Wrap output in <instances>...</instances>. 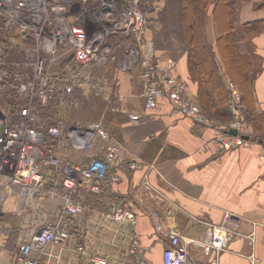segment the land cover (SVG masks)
Returning <instances> with one entry per match:
<instances>
[{
    "label": "crops",
    "instance_id": "obj_1",
    "mask_svg": "<svg viewBox=\"0 0 264 264\" xmlns=\"http://www.w3.org/2000/svg\"><path fill=\"white\" fill-rule=\"evenodd\" d=\"M153 1V9L149 7L147 11L155 21L148 26L146 37L154 43L157 61L171 62L174 75L186 85L187 95L212 123L180 114L163 98L156 109L144 113V85L137 75L125 74L112 63L91 68L92 78L108 84L105 98L86 93L90 97V113L103 124L109 136L106 141L94 140L97 158L103 159L109 143L119 144L123 158L156 168L158 172H149V180L167 199L141 186L144 171L119 168V181L104 185L98 193L89 192L88 181L79 180L84 212L74 218L69 241L64 245L49 244L41 259L46 264H92V256H103L108 264H133L129 244L136 237L148 264H162L163 250L170 242L156 231V225L160 224L188 242L191 264H204L214 253H206L192 240L203 237L204 222L227 221L234 231L233 238L219 253L218 264H264V149L259 143L264 137V32L250 30L248 38H236L238 52L245 56L239 57L242 81L238 83L224 75L226 44L217 40L219 33L228 29L226 21L223 18L214 22L212 6L208 9L203 34L215 52L213 63L218 76L224 77L223 87L229 91L228 84L233 83L242 95L241 89L247 86L252 91L250 104L256 117H263V121L256 120L257 129L244 119L250 131L246 146L221 149L215 145V138L231 122L232 110L227 102L226 115L213 116L204 111L198 93L205 84L189 75V43L181 34L180 0ZM261 1L243 2L231 27L236 29L264 19V10L255 8ZM170 31H175L177 37L171 36ZM166 41L167 47L163 46ZM86 94L76 92L75 97ZM242 105L246 108L245 102ZM130 113L138 114L139 118L132 121ZM57 146L60 164L56 178L60 183L62 167L67 162L80 164L84 156L65 139L61 138ZM1 182L4 184L3 178ZM17 192L16 186L7 188L0 214V264H14L20 245L32 238L60 205L59 200L46 197L24 202ZM123 201L128 202L137 216L134 229L113 222L109 216L110 209ZM78 245L85 248L86 255L78 254Z\"/></svg>",
    "mask_w": 264,
    "mask_h": 264
},
{
    "label": "built area",
    "instance_id": "obj_2",
    "mask_svg": "<svg viewBox=\"0 0 264 264\" xmlns=\"http://www.w3.org/2000/svg\"><path fill=\"white\" fill-rule=\"evenodd\" d=\"M145 4V0H0V214L11 185L17 187L24 202L43 197L60 201L57 213L20 245L14 264H46L41 259L45 248L69 241L74 218L85 208L79 180L88 181V191L98 193L104 185L119 181V168L144 171L141 186L167 199L149 180V172H158L156 168L123 158L119 144L109 143L103 159L97 158L94 140L109 139L100 121H75L64 135L63 128L45 120L41 112L52 104L75 106L76 92L108 96L107 82L92 78L91 68L112 63L125 74L137 75L144 85V113L156 109L163 98L180 114L212 123L187 95L186 85L174 75L171 62L157 61L154 43L146 37ZM228 89L232 120L215 138V145L225 150L246 146L250 133L242 115L241 94L233 83ZM129 117L133 121L139 115L130 113ZM230 129L236 135L230 134ZM61 138H69L71 147L81 151L84 159L80 164L67 162L59 183L57 142ZM259 143L264 149V137ZM109 216L131 229L137 223L126 201L111 208ZM203 224V237L192 241L206 253H214L204 264H218L217 257L227 248L234 231L227 221ZM155 229L170 242L163 250L162 264H191L188 242L160 224ZM129 246L133 264H148L136 237L130 239ZM76 251L86 255L82 245ZM90 262L108 264L103 256H92Z\"/></svg>",
    "mask_w": 264,
    "mask_h": 264
},
{
    "label": "trees",
    "instance_id": "obj_3",
    "mask_svg": "<svg viewBox=\"0 0 264 264\" xmlns=\"http://www.w3.org/2000/svg\"><path fill=\"white\" fill-rule=\"evenodd\" d=\"M246 1L248 0L179 1L181 34L185 41L187 40L189 43V75L192 80L194 79L199 83L205 84V87L198 93V98L204 111L213 116H215V114H227L224 104L229 101L230 92L223 87L224 77L223 75L218 76L217 68L213 63L215 52L203 34L205 18L207 17L209 7L212 6L214 22L223 20V18L225 19L228 29L225 30L226 33H219L217 39L219 42L226 44L224 60L227 67L224 75L241 83L242 80L239 76H241L242 58L239 57L245 56H242L238 52V45L235 43L236 38H248L251 32L250 30H256V33L264 32V19L243 24L236 29L231 27L232 21L236 17L237 9ZM255 5L256 9L264 10V0ZM244 31H246V33L243 35ZM247 88L246 86L241 89V104L244 102L246 104V108L244 107L242 110V115L247 124L249 123L253 129H257L255 122L258 118L260 121H263V117H256L254 107L250 104L252 91H249ZM41 113L45 115L43 111ZM48 124L50 125L52 123L48 122Z\"/></svg>",
    "mask_w": 264,
    "mask_h": 264
},
{
    "label": "rangeland",
    "instance_id": "obj_4",
    "mask_svg": "<svg viewBox=\"0 0 264 264\" xmlns=\"http://www.w3.org/2000/svg\"><path fill=\"white\" fill-rule=\"evenodd\" d=\"M147 4V9L150 7L153 9V0H145ZM153 6V7H152ZM145 10V19L147 15V22L148 26L150 27L155 20L151 19L150 15L148 14V11ZM90 21V20H88ZM90 24V23H88ZM171 36L177 37L175 31H170ZM168 40H170V37L168 36ZM163 46H168L167 41L166 44ZM79 95V94H77ZM76 99V105L74 107H70L67 104H56L51 105L49 108L45 109L43 111L45 113V120L47 122L52 123V125H59L64 130V135L66 133V129L75 121L79 122H88V121H97V118L95 115H92L89 111V100L90 97L88 95L82 96V98L75 97ZM66 142H69V138H65Z\"/></svg>",
    "mask_w": 264,
    "mask_h": 264
},
{
    "label": "water",
    "instance_id": "obj_5",
    "mask_svg": "<svg viewBox=\"0 0 264 264\" xmlns=\"http://www.w3.org/2000/svg\"><path fill=\"white\" fill-rule=\"evenodd\" d=\"M76 8H77V7H76V5H75V6L72 8V11H73V10H76ZM229 133L232 134V135H234V134H236V131H235L234 129H231V130H229Z\"/></svg>",
    "mask_w": 264,
    "mask_h": 264
},
{
    "label": "bare ground",
    "instance_id": "obj_6",
    "mask_svg": "<svg viewBox=\"0 0 264 264\" xmlns=\"http://www.w3.org/2000/svg\"><path fill=\"white\" fill-rule=\"evenodd\" d=\"M86 22H87V26L89 27V28H91L92 26H91V24H88V23H91V21H88L87 19H86Z\"/></svg>",
    "mask_w": 264,
    "mask_h": 264
}]
</instances>
